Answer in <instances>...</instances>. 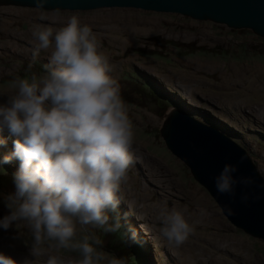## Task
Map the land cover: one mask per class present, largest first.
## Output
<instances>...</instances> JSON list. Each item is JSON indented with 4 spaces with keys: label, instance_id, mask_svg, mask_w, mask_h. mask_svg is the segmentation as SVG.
Here are the masks:
<instances>
[{
    "label": "rangeland",
    "instance_id": "1",
    "mask_svg": "<svg viewBox=\"0 0 264 264\" xmlns=\"http://www.w3.org/2000/svg\"><path fill=\"white\" fill-rule=\"evenodd\" d=\"M72 15L78 17L81 27L86 25L92 30L99 52L107 58L109 74L119 84L133 124L132 152L138 156L126 174L133 179L127 181L126 177L121 184L127 188L125 197L118 194L121 202L116 211H108L109 224H114L118 217L121 228L105 232L93 225H77L75 239L81 236L88 237L90 243L100 241V245L94 244L97 250L110 254L108 260L115 257L123 264H169L162 254L154 260L153 246L161 252L158 240L152 238V244L146 240V229L152 231L155 226L153 230L160 242L172 248L184 247L186 252L195 248L201 252L202 260L188 252L186 264H264L263 241L246 234L226 218L206 188L170 152L159 134V126L169 109L181 106L180 95L185 96L187 99L183 100L199 109H189L191 115L217 126L238 143L243 139L242 144L264 176V38L247 28L234 29L177 13L130 7L45 10L0 6V105L7 104L9 96L15 94L14 83L18 79L39 80L46 75L52 49L36 51L39 42L33 36L35 27L52 28L55 32ZM113 28L127 32L111 33ZM111 35L126 41L120 43L111 39ZM206 65L216 68L209 70ZM211 115L235 130L219 126ZM5 131L11 134L7 128L0 132ZM6 139L14 146L17 137L12 140L9 135ZM5 143H0V179L4 181L0 182V220L11 214L8 197L15 194L12 180L21 164L15 157L3 163L4 157L12 154ZM131 198L137 201L130 210L126 200ZM173 209L192 228L185 241L188 243L179 247L160 233L161 214ZM145 211L146 218L140 221L138 215ZM132 230L137 234L135 240L131 239ZM111 237L122 241L129 252H124L117 243L119 250H116ZM211 240L223 243L224 247L212 246ZM50 243L46 241L41 246L43 255L36 258L31 254L33 236L27 222H13L7 230L0 228V251L9 252L5 255L17 264H46L49 255L58 256L60 264H74L80 258L79 253L70 250L57 252L49 247ZM101 264H107V260Z\"/></svg>",
    "mask_w": 264,
    "mask_h": 264
},
{
    "label": "clouds",
    "instance_id": "2",
    "mask_svg": "<svg viewBox=\"0 0 264 264\" xmlns=\"http://www.w3.org/2000/svg\"><path fill=\"white\" fill-rule=\"evenodd\" d=\"M47 0H36L43 7ZM36 51L52 49L46 75L18 79L16 92L0 105V131L17 137L13 157L21 161L14 176L15 194L8 197L11 214L0 220L7 230L13 222H27L32 231L31 254L43 255L42 245L79 253L74 264H123L121 259L97 250L100 241L76 240L77 225H93L105 232L121 228L119 218L109 224L108 211H116L118 193L133 163L135 131L120 87L110 76L107 58L99 52L95 35L72 15L62 28L36 26ZM0 143L4 141L0 140ZM237 167L226 164L215 178L219 194L235 195ZM247 200V196L242 197ZM231 214V209H227ZM161 235L182 245L192 231L183 215L173 209L161 214ZM139 219V217H138ZM107 226V227H106ZM132 230L131 239H136ZM0 264H17L0 253ZM30 264V262H26ZM46 264H60L49 255Z\"/></svg>",
    "mask_w": 264,
    "mask_h": 264
},
{
    "label": "water",
    "instance_id": "3",
    "mask_svg": "<svg viewBox=\"0 0 264 264\" xmlns=\"http://www.w3.org/2000/svg\"><path fill=\"white\" fill-rule=\"evenodd\" d=\"M8 5L45 10L130 7L170 12L229 28H247L264 38V0H47L43 7H37L36 0H0V6ZM180 104L171 107L159 126L166 147L184 162L193 178L206 188L234 226L264 243V176L246 145L242 144L243 139L238 143L217 126L191 115L189 109L199 111L192 103L180 99ZM210 118L219 126L235 130L214 115ZM226 164L237 167L238 171L233 174L237 180L247 177L252 180L247 186L237 184L234 196L219 194L215 187V178ZM243 196H247V200H243ZM227 209H231L230 215Z\"/></svg>",
    "mask_w": 264,
    "mask_h": 264
},
{
    "label": "bare ground",
    "instance_id": "4",
    "mask_svg": "<svg viewBox=\"0 0 264 264\" xmlns=\"http://www.w3.org/2000/svg\"><path fill=\"white\" fill-rule=\"evenodd\" d=\"M21 11V10H20ZM24 11V10H23ZM180 15V14H179ZM54 21H56V20H54ZM221 25V24H220ZM142 31V30H141ZM125 32H127V31H124V30H121V29H119V28H113V29H111V33H115V34H122V33H125ZM135 32H137V31H135ZM111 37V39H113V40H116V41H119L120 43L121 42H125L126 40H123L121 37H119V36H115V35H111L110 36ZM206 67V69H214V68H216L215 66H208V65H206L205 66ZM174 86V85H173ZM180 86V85H179ZM190 86H192V85H190ZM184 87V86H183ZM180 89V88H179ZM187 89V88H186ZM188 90V89H187ZM196 90V89H195ZM175 92V91H174ZM193 92V91H192ZM180 95V94H179ZM180 97H182L183 99H187L185 96H182V95H180ZM186 101H188V100H186ZM225 101V100H224ZM188 102H190V101H188ZM230 102V101H229ZM228 102V103H229ZM191 103V102H190ZM236 103V102H235ZM238 104V103H237ZM240 104V103H239ZM241 106V105H240ZM224 107V106H223ZM215 108V107H214ZM230 108V107H229ZM239 108V107H238ZM247 108V107H246ZM234 109V108H233ZM170 110V109H169ZM210 110V109H209ZM240 111V110H239ZM246 111V110H245ZM202 112V111H201ZM214 112V111H213ZM249 112V111H248ZM251 112V111H250ZM191 114V113H190ZM204 114V113H203ZM247 115V114H246ZM163 119V118H162ZM255 119V118H254ZM256 120V119H255ZM263 120V119H262ZM162 121V120H161ZM248 122V121H247ZM229 125V124H228ZM233 127V126H232ZM234 131V130H233ZM0 134H5V136H9V133H8V131H5V133H2V132H0ZM160 134V133H159ZM0 140H2V141H4V143H5V146H7V148H8V150H10V152H14V150H15V148H14V146H11V143H9V142H7L1 135H0ZM137 151V150H136ZM132 154L135 156L133 159L134 160H136L137 161V154H136V152H132ZM140 158H142V157H140ZM150 162V161H149ZM152 162H154V161H152ZM18 165V164H17ZM157 166H158V164H157ZM156 169V168H155ZM163 170V169H162ZM159 174V173H158ZM153 175H154V173H153ZM126 177H127V181H131L132 179H133V177H129V176H127L126 175ZM154 178H156V177H154ZM151 179H152V177H151ZM160 179V178H159ZM164 178H162V180H163ZM155 181V180H154ZM165 184V183H164ZM199 184V183H198ZM160 185V184H159ZM161 185H162V183H161ZM157 187H158V185H157ZM164 187V186H163ZM153 188V187H152ZM166 188V187H165ZM131 189V188H130ZM164 189V188H163ZM127 191V188L126 187H124V186H122L121 185V188H120V192L118 193V194H120L122 197H125L124 196V193ZM135 193V192H134ZM140 193V192H139ZM128 194V193H127ZM141 194V193H140ZM130 195H133V193H132V191H131V193H130ZM130 198V197H129ZM137 201V200H136ZM135 201V199H133V198H131V199H128V200H126V202H127V205L129 206L128 208H130V210L131 209H133L134 207V203L136 202ZM167 203V202H166ZM138 204V203H137ZM136 204V205H137ZM138 211V210H137ZM140 212V211H139ZM138 212V213H139ZM160 213H161V211H160ZM138 217H139V220L141 221V220H143V219H145L146 218V211L145 212H143V213H140V215H138ZM153 225V224H152ZM155 225V224H154ZM153 227H155V226H153ZM153 227H151V229H152V231H150L149 230V228L148 229H146L147 231H148V235H147V237H146V240H147V242H149L150 244H152L153 243V239L155 240V241H157L158 240V246L157 247H160L161 248V252H160V254H162L164 257H165V259L168 261V263L169 264H186L188 261H189V254H188V252L189 253H192V254H195V256L197 257V259L198 260H202L203 259V257H202V254H201V252H199L196 248L194 249V250H192L191 252L190 251H188V252H186L185 251V249H184V247H181V248H176V247H173L172 248V246L170 247V246H168V244H164V243H162V242H160V239L161 238H159V235H158V233L155 231V230H153ZM159 229V228H158ZM143 236H144V234H143ZM153 238V239H152ZM199 239V238H198ZM187 241V240H186ZM212 241V240H211ZM210 241V242H211ZM186 243H188V242H184L183 243V245H186ZM211 244H212V246H217V247H219L220 249H222L223 247H224V245H223V243H219V242H217V241H212L211 242ZM146 247V246H145ZM154 247V249H153V252H154V260H158V259H160L159 258V252H158V250H157V248L155 247V246H153ZM117 248V247H116ZM151 250V249H150ZM0 253H3L4 255L5 254H9V252H5V251H0ZM172 256H174L175 257V259L172 257ZM146 260V259H145ZM159 262V261H158ZM179 262V263H178ZM157 264V263H156ZM160 264V263H159Z\"/></svg>",
    "mask_w": 264,
    "mask_h": 264
},
{
    "label": "trees",
    "instance_id": "5",
    "mask_svg": "<svg viewBox=\"0 0 264 264\" xmlns=\"http://www.w3.org/2000/svg\"><path fill=\"white\" fill-rule=\"evenodd\" d=\"M142 89H143V91H145L146 90V88H145V86L143 85L142 86ZM12 181H14V180H12ZM0 182H4V181H2L1 179H0ZM84 236V235H83ZM77 237H79L78 239L81 241V240H83L84 238H82L81 236H77ZM85 237V236H84ZM112 238V237H111ZM110 241L113 243V245H114V248L116 249V250H119L118 249V247H117V244H120L121 245V248H122V250L125 252L126 250L128 251V249H127V247L126 246H124V244H123V242L122 241H116L115 239H110ZM117 243V244H116ZM117 247V248H116ZM126 251V252H127ZM129 252V251H128Z\"/></svg>",
    "mask_w": 264,
    "mask_h": 264
}]
</instances>
